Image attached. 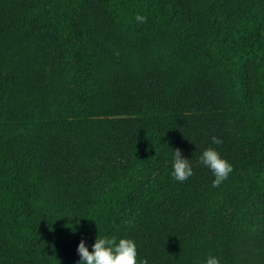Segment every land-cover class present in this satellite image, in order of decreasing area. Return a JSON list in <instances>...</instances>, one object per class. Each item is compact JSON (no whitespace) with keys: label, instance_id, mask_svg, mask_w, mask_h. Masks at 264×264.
I'll return each mask as SVG.
<instances>
[{"label":"trees","instance_id":"16d2710c","mask_svg":"<svg viewBox=\"0 0 264 264\" xmlns=\"http://www.w3.org/2000/svg\"><path fill=\"white\" fill-rule=\"evenodd\" d=\"M101 232L264 264V0H0V264H77Z\"/></svg>","mask_w":264,"mask_h":264},{"label":"clouds","instance_id":"9594fccd","mask_svg":"<svg viewBox=\"0 0 264 264\" xmlns=\"http://www.w3.org/2000/svg\"><path fill=\"white\" fill-rule=\"evenodd\" d=\"M135 19L143 23L145 17L137 14ZM211 143L219 145L221 141L213 136ZM197 163L211 171L214 177L211 183L213 188L228 179L233 170L232 164L215 147L205 148ZM171 169V178L179 182L186 181L193 175L194 170L190 158L183 156L179 149H173ZM77 253L79 255L77 264H148L147 258L138 259L137 243L134 239L116 234L103 232L96 234L91 251L85 240L81 239L77 244ZM202 264H222L221 257L209 252Z\"/></svg>","mask_w":264,"mask_h":264}]
</instances>
